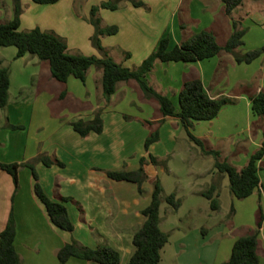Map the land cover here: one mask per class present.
<instances>
[{"label": "crops", "instance_id": "0c3cea01", "mask_svg": "<svg viewBox=\"0 0 264 264\" xmlns=\"http://www.w3.org/2000/svg\"><path fill=\"white\" fill-rule=\"evenodd\" d=\"M101 1L84 0L78 4L76 0H57L38 4L33 0H20L19 28L24 30L37 25L54 30L65 38L71 50L64 28L73 27L79 43L85 45L81 52L101 56L90 41L94 26L88 20L90 7ZM144 1L148 9L124 1L116 9L100 7L98 10L103 24L119 26L117 32L101 36L103 46L119 59L118 62L128 67L139 64L165 33L170 35L171 43H179L195 32L207 29L215 34L220 44H224L233 29V21L246 28L244 43L236 48L238 53L264 45V0H242L230 13L225 11L221 0ZM181 3L185 4V9L180 13ZM12 15L13 4L6 20ZM251 26L257 27V33H261L258 39H255ZM75 36L72 38L76 42ZM20 57L32 56L24 54ZM32 60L38 62L35 58ZM0 64L6 65L1 55ZM101 74V67L91 66L82 83L96 80V86H101ZM49 75L47 72L45 77L40 76L38 86H19L22 91L19 97L11 94L10 78L7 103L0 107V161H29L39 153L61 160L63 165L36 161L35 168L39 182L51 198L71 197L65 200V204L74 228L68 231L50 220L44 203L34 192L30 168L22 165L18 170L16 189L11 174L0 167V230L12 215L16 227L14 243L24 264H59V247L72 240L89 246L109 244L119 250V264H125L133 247V232L144 219L141 209L151 199L152 179L158 177L162 184L164 170H167L166 163L162 161L174 152L179 135L186 131L179 117H163L157 101L143 92H140L141 97L153 104V115H129L117 109L118 105H111L117 97L121 98L119 104L126 106L129 91L140 88L136 80L129 79L118 82L109 99L104 98L101 89V96L88 111H84L83 118L91 119L94 112L100 110L103 128L100 132L90 131L82 136L71 125L74 118L58 121L51 112V100L56 96L58 86L49 85ZM195 76L201 78L211 96L224 95L233 100L223 104L212 119L194 121L191 132L202 139L206 148L219 150V159H226L240 168L260 146L263 137L261 128L264 120L252 113L249 95L264 89V52L250 62L236 61L234 54L228 51L189 62L156 60L145 78L177 106L178 101L175 103L173 98H178L183 81ZM75 79L78 78L69 76L62 90L70 91V84L82 86ZM27 88L31 90V98L23 93ZM161 118L159 138L146 150L144 140L150 127L141 120L154 121L151 126L154 127L156 120ZM188 139L185 146L194 151V155L210 154L204 153L199 145ZM193 145L199 150H192ZM151 155L155 157L154 162ZM141 157L145 158L143 167L147 174L142 192L138 191L135 182L114 179L106 173L107 170L136 169ZM263 161L264 153L259 161L260 168ZM208 171L216 173L211 167L193 169L192 172L202 176ZM259 178L264 185V178ZM206 181L189 191L191 195L207 200V203L192 206L190 210L191 215L196 213L199 218H210L213 211H218V208L211 209L209 200L200 193L210 184L209 180ZM230 193L233 209L230 206L228 210H221L218 219L211 223L195 221L193 225L182 228L173 221L171 229H164L165 216L160 215V228L169 232V239L161 249L163 264H214L226 260L234 240L255 228L259 210L263 219L257 253L259 264H264V190L259 186L246 196L250 197L251 204L247 219L239 217L240 204ZM64 264L103 263L70 256Z\"/></svg>", "mask_w": 264, "mask_h": 264}, {"label": "trees", "instance_id": "16d2710c", "mask_svg": "<svg viewBox=\"0 0 264 264\" xmlns=\"http://www.w3.org/2000/svg\"><path fill=\"white\" fill-rule=\"evenodd\" d=\"M33 1L52 3L57 0ZM124 1H130L133 5L143 6L145 9L149 8L144 0H103L90 7L88 20L94 26L90 41L101 52V56L71 52L65 38L51 29H42L37 25L29 29H20V14L22 12L20 0H12V17L5 21L0 20V45H14L16 47L15 58L31 53L41 60H46L51 76L58 81L65 82L69 76L84 80L89 67H101V89L105 99L110 98L116 90L118 82L129 79L136 80L144 95L157 101L163 117L167 115L179 117L188 137L199 145L204 153H210L215 157L214 166L219 172L227 175L229 189L235 197H246L259 186H262L264 190V185L261 184L258 174L259 161L264 153V122L261 128L263 137L260 146L249 155L243 166L237 168L228 160L219 159V150L206 148L202 139L191 132L194 121L212 119L218 114L223 104L233 100L232 97L211 96L206 91L201 78L195 76L183 81L178 92V103L175 106L169 96L157 91L145 78L146 73L153 67L156 60L189 62L213 56L221 51H228L234 54L236 61L250 62L264 52V45L242 54L238 53L236 48L244 43L243 36L246 28L239 27L237 22L233 21V29L224 44H220L215 34L207 29L195 32L179 43H171L170 35L165 33L139 64L128 67L116 61L101 42L102 35L117 32L119 26L117 24H103L98 14L100 7L116 9ZM221 1L224 3L225 11L230 13L242 0ZM126 54L129 53L126 52ZM9 84V68L7 65L0 64V107L7 103ZM64 93L63 90L61 95ZM249 98L252 113L264 120V89L251 93ZM141 121L150 127L144 140V147L148 150L149 145L159 138L158 125L162 122V118L156 120L157 125L154 127H151L154 121L150 119H142ZM71 125L82 136L87 135L90 131L100 132L103 128L100 110H96L91 119L78 118L71 121ZM150 158L153 162L155 161L154 156L151 155ZM144 160V157L140 158V165L136 169L107 170L106 173L114 179L135 182L138 191L142 192V184L147 177L143 167ZM36 161H42L46 165L52 163L63 165V162L58 158L51 157L46 153H39L29 161H0V167L11 174L16 189L19 167L27 165L34 178V192L44 203L50 220L56 226L71 231L74 224L65 204V200L71 197L61 196L60 199H53L45 192L38 180V173L35 168ZM152 184L150 202L141 209L144 219L133 232V247L125 264H163L161 249L169 239V232L162 230L159 226L161 200L164 199L173 210L179 208L180 201L173 192L163 195V187L158 177L152 179ZM200 193L209 200L211 209L219 207V191L216 181L210 182ZM260 207L259 204V209H261ZM230 209H233L232 205ZM259 211L255 228L247 234L238 236L232 244L228 258L214 264H259L257 243L263 219V214L261 210ZM15 232V221L10 215L5 226L0 230V264H24L15 247ZM70 256L95 260L103 264L120 263L119 250L109 244L89 246L77 240L65 242L57 251L59 264H64Z\"/></svg>", "mask_w": 264, "mask_h": 264}, {"label": "rangeland", "instance_id": "374dc122", "mask_svg": "<svg viewBox=\"0 0 264 264\" xmlns=\"http://www.w3.org/2000/svg\"><path fill=\"white\" fill-rule=\"evenodd\" d=\"M83 1L84 0H76L78 4L82 3ZM11 6L12 0H0V20L5 21L9 17ZM184 9L185 4L181 3V6H179V12L181 13ZM67 27L68 26L64 28V31L66 32L65 35L68 41L72 45L70 51L81 52L85 45L79 43V38L74 35L76 32L75 28ZM251 27L253 28V35L255 36V39H258V36H260L261 33H257V27ZM73 36L77 37L76 42L73 41ZM251 40L252 39L249 37V42H251ZM106 49L109 54L112 53L108 50V48ZM15 52L16 47L14 45H0V55L4 58L6 65L9 68V74L11 75V94L15 97H19L22 93V91L19 89V86H38L40 80L39 77H45L47 72L48 74L50 73L48 62L46 60H41L37 56L31 55V53H26V56H32L25 57L26 59L21 57L15 58ZM113 57L119 61V59L116 58L114 54ZM32 58H35V60H38V62H34ZM50 78L51 84L49 85L58 86L57 94L51 100L50 106L51 112L56 115L58 121H62V119H66L68 121L72 118L84 119V111H88L90 106L97 101L98 96H101V86H96V80H91L86 84H83L82 81L84 80L75 79L77 82H79V84H82V86L70 84V91L67 92L64 90L65 93L61 95V92L63 91L62 89L65 88L64 86L66 83L63 81H58L52 76ZM140 90V88H137L133 92L131 90V92L129 91L130 95L127 97L128 101H126V106L119 104V99L121 98L117 97L111 102V105H118L117 109H121L129 115H153V104L141 97V93L143 91ZM23 93L24 95H28L30 98L32 97L29 95L31 90H28V88ZM173 99L175 103H177L178 98L176 97ZM187 142H189V139L186 133L182 131L176 141L174 152L168 155L162 161L163 163H166L167 167V170H164L162 176L163 195L173 192L180 201L179 208L177 210H173L164 199L161 200L160 215L165 216L162 224V228L164 229H171L170 224L173 221L179 223L182 228H186L188 224L193 225L195 221L211 223L218 219V216L221 215V210H228L232 205V195L228 187V177L225 173H222V175L221 172H219L214 166L215 157L212 154L194 155V151H189L185 146V143L187 145ZM193 146L194 147L192 150H199L195 145ZM205 167L213 168L216 170V173L214 174L212 171H208L204 175L199 176L192 172L193 169H205ZM258 174L261 178H264V161L262 162V166L259 169ZM206 180H209L210 182L216 181L218 183L219 207L217 209L218 211H213V214L210 216V218H199V216H196V213L191 215L190 210L192 211V206L198 207L201 206L203 202L207 203V200L201 199L202 197H195L194 195H191L189 191L195 185L207 182ZM232 198H234V201L236 200L235 202H237V204H240L238 208L239 217L247 219L249 217V207L251 205H249L250 197L236 198L233 196ZM195 210H198V208Z\"/></svg>", "mask_w": 264, "mask_h": 264}]
</instances>
